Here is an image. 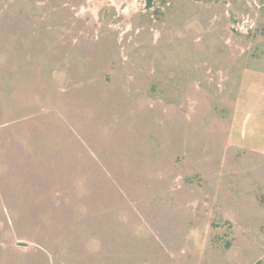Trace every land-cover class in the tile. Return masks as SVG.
<instances>
[{
	"label": "rangeland",
	"instance_id": "1",
	"mask_svg": "<svg viewBox=\"0 0 264 264\" xmlns=\"http://www.w3.org/2000/svg\"><path fill=\"white\" fill-rule=\"evenodd\" d=\"M0 264H264V0H0Z\"/></svg>",
	"mask_w": 264,
	"mask_h": 264
}]
</instances>
